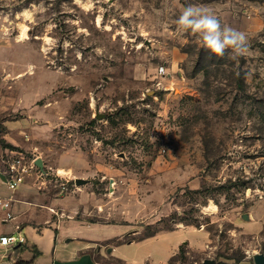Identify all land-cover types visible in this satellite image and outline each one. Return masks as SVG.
Masks as SVG:
<instances>
[{"label": "rangeland", "instance_id": "rangeland-1", "mask_svg": "<svg viewBox=\"0 0 264 264\" xmlns=\"http://www.w3.org/2000/svg\"><path fill=\"white\" fill-rule=\"evenodd\" d=\"M188 5L243 31L247 54L218 57L180 31ZM20 138L29 161L44 160L43 175L35 163L24 181L45 203L73 200L67 214L112 225L105 235L126 226L125 241L168 227L207 232L202 249L185 243L166 264H255L264 0H0V173ZM203 239L190 230L184 241Z\"/></svg>", "mask_w": 264, "mask_h": 264}, {"label": "crops", "instance_id": "crops-1", "mask_svg": "<svg viewBox=\"0 0 264 264\" xmlns=\"http://www.w3.org/2000/svg\"><path fill=\"white\" fill-rule=\"evenodd\" d=\"M4 125L8 132L14 131V125ZM23 131L31 135V124ZM9 141L23 151L30 147L26 145L30 143L25 138ZM0 195L14 198L11 206L14 217L11 220H5L6 210L0 209V226H3L0 235L20 234L25 238L17 246L0 250V264H112V259H121L127 264H166L182 244L190 243L194 249H202L208 239L205 230L192 226L163 230L153 236L130 241L123 239L133 231L126 226V231L105 235L102 231H109L112 225L88 222L67 214L72 206L76 210L73 200L52 197L45 203L38 190L27 181L12 192L1 173ZM190 230L202 233L203 241L195 245L184 241Z\"/></svg>", "mask_w": 264, "mask_h": 264}, {"label": "clouds", "instance_id": "clouds-1", "mask_svg": "<svg viewBox=\"0 0 264 264\" xmlns=\"http://www.w3.org/2000/svg\"><path fill=\"white\" fill-rule=\"evenodd\" d=\"M178 29L198 36L202 47L212 54L223 57L230 50L231 58L236 59L247 54L249 41L246 34L221 20L209 9L188 5L181 9L176 20Z\"/></svg>", "mask_w": 264, "mask_h": 264}, {"label": "built area", "instance_id": "built-area-1", "mask_svg": "<svg viewBox=\"0 0 264 264\" xmlns=\"http://www.w3.org/2000/svg\"><path fill=\"white\" fill-rule=\"evenodd\" d=\"M158 73L163 75L166 73L165 66H160ZM5 156L7 157L5 163L7 164L6 170L4 173H1L3 180L6 186L14 192L17 190L19 185L24 182L26 175L32 172L34 167H37L35 164V158H27V154L20 149H5ZM38 168V167H37ZM43 173L45 171H39ZM40 175V176H41ZM14 201V198L10 196L0 195V209L6 210L5 220H11L14 217L13 212L11 211V206ZM25 241V238L20 234H3L0 235V250L7 246H17Z\"/></svg>", "mask_w": 264, "mask_h": 264}, {"label": "water", "instance_id": "water-1", "mask_svg": "<svg viewBox=\"0 0 264 264\" xmlns=\"http://www.w3.org/2000/svg\"><path fill=\"white\" fill-rule=\"evenodd\" d=\"M35 163L39 166V168L42 170V171H45V168H44V161L42 158H37L35 160ZM87 180L85 178H76L75 179V182L76 184H81V183H85ZM245 217H247L245 215ZM254 261H255V264H264V253H257L254 255ZM205 264H213V261L210 260V259H207L205 260Z\"/></svg>", "mask_w": 264, "mask_h": 264}, {"label": "trees", "instance_id": "trees-1", "mask_svg": "<svg viewBox=\"0 0 264 264\" xmlns=\"http://www.w3.org/2000/svg\"><path fill=\"white\" fill-rule=\"evenodd\" d=\"M9 146H11V148L12 149H18V148H16L15 146H13L12 144H9ZM196 192H201V191H199V190H197ZM188 224H195L197 227H200V223H198V222H189ZM171 229H173V228H170V227H168L167 228V230H171ZM158 233V231H152L151 233H149V234H147L146 236H144L143 238H141V239H144V238H147V237H150V236H153V235H155V234H157ZM126 241H130V240H126ZM182 246H184V244H182L181 246H180V249L182 248ZM177 255V254H176ZM176 255H174L170 260H172Z\"/></svg>", "mask_w": 264, "mask_h": 264}]
</instances>
